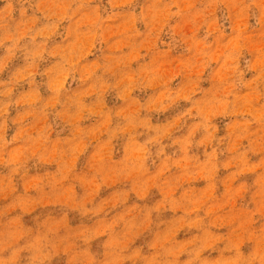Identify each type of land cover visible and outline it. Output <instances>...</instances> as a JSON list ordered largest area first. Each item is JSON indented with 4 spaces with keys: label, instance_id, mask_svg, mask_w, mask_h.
I'll return each instance as SVG.
<instances>
[{
    "label": "rangeland",
    "instance_id": "rangeland-1",
    "mask_svg": "<svg viewBox=\"0 0 264 264\" xmlns=\"http://www.w3.org/2000/svg\"><path fill=\"white\" fill-rule=\"evenodd\" d=\"M0 264H264V0H0Z\"/></svg>",
    "mask_w": 264,
    "mask_h": 264
}]
</instances>
